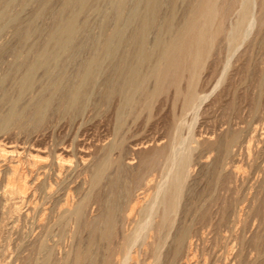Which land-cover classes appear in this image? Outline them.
<instances>
[{"label": "bare ground", "instance_id": "1", "mask_svg": "<svg viewBox=\"0 0 264 264\" xmlns=\"http://www.w3.org/2000/svg\"><path fill=\"white\" fill-rule=\"evenodd\" d=\"M33 1L34 0H0V28L6 21L16 19V16L12 15V9L18 2H21V5H26ZM36 1L34 2L36 3ZM40 1L41 8L38 6L39 10H37L36 13L34 11L30 21L25 24H18L14 35L19 45L21 44V48V46L24 45L23 43L32 37L38 34L43 36L44 30L40 28L39 25V27L36 25V20L41 19L42 22L43 18L46 19V17H48L50 21L47 22V24H50H48L49 26L46 28L47 31L45 29V41L39 50L32 46L29 49L20 51L18 54V61L14 69L21 71V75L15 88L16 94L12 95L6 90L2 94L4 101L10 103V109L6 114L0 117V135L9 132L13 128H19L20 130L24 128L27 129L29 126H40V124L50 117L51 113L54 111L67 113L78 108L80 109V106L84 103L92 89L91 87L95 85L100 78L102 79V77L103 79L100 83L103 87L102 89L100 88L102 91L98 90V92L101 93H99L100 95L99 98L97 97V101L99 100L100 104L108 103L113 100L118 101L115 106V112L119 130L122 129L128 117L133 116L138 118L144 111L150 113L149 121H147L146 124V127H150V117H152V111H154V109L159 114L158 119L164 115V118H166L164 121L166 120L168 124L165 134H156V136L150 139L141 140L136 143L132 142V146H130L129 142L127 146L131 148V152L135 157L131 156L133 158L130 159L129 156V160L127 159V161L122 160L120 153L117 155L115 154V157L112 154L115 150L121 151L123 149L125 142L123 139L124 136L110 142L109 145L102 148V158L98 160L99 156L97 162H94L95 165L90 167H94V169L93 172L91 171L92 169H90V173L92 172V174L88 177L89 181L87 180L89 182L87 184H89L88 186H90V188L89 190L87 189V192L85 191L86 193L84 192V196L73 203L74 200L72 201L69 192L65 194V197L62 198L61 206H57L58 215L55 224L63 227L64 225L67 226L66 224L69 221L74 222L73 224H75V227L72 234L73 237L77 239V242L71 251H66V256L64 254V259L61 264H229L230 257L228 258L224 252L218 253L215 263L199 255L196 243V238H199V230L191 223H185L177 229H173L179 203L183 195L185 181L188 176L187 168L192 160V151H194L195 148L198 150V147H201V144L204 145V143L199 141V138H201L200 136L199 138H193L192 134V145L189 144L188 150L184 147L187 151L179 152L178 148H180V146L182 147V141L185 142V140L188 139V135H185L186 139L183 136L185 134L183 133L184 129L188 128L187 133L190 136L192 130L190 126L195 122L193 121L191 125H188L187 116H189L190 113H195V115L198 114L196 112L199 111L202 103H204L205 99L208 97L206 94H202L198 91L202 70L206 62L211 58L214 59L215 52L222 48L223 45L227 47L238 46L240 50L242 48L240 45L242 43L244 44L243 41L246 38H249V34L256 25L259 27L258 31H256V33L258 32L256 41L264 47V0H116L111 3V9L107 13L108 25L104 27L103 36L99 40L92 39L96 45L94 55L83 63L79 61V59L82 58L81 52L85 48V44H88L87 39L92 34L88 36L85 41L82 40L86 27L79 24V18L81 14L95 9L99 0H58L57 7L51 5L53 0ZM54 3L55 2H53V4ZM180 4L182 7H180ZM22 18H24V16ZM151 34L154 35L153 38H151ZM91 38L92 37H90V39ZM14 49L16 50V48ZM9 50L13 51L12 48H9ZM90 50H88L89 53ZM236 51H238L237 48ZM14 52L12 53L14 54ZM4 56L2 58H4ZM73 63H78V68L77 72L74 74L75 82L72 83V73L70 72L69 66ZM229 63L230 58L226 61L227 65L225 64V69L223 68L224 71L228 68L227 66ZM39 70H42V72L49 77V84L42 90L40 97L34 103L32 102L29 106L21 108L20 102L34 87ZM39 75L41 76V74ZM2 82L3 81L0 79V90L2 89L1 86L4 84ZM217 84L219 86L218 82L216 86ZM83 111L84 109L82 112ZM54 115H56V113ZM69 117L70 116H68V119ZM194 118L197 117L194 116ZM253 128L258 130V128ZM193 132L194 131H192V133ZM29 134L30 133H28V135ZM209 135L210 137L206 139L205 143L210 150L213 149L215 151V149H224L225 153H229L236 142L235 137L228 139L226 142L224 139L223 142L222 140L212 141L211 137L213 136H211V134ZM209 135L207 134V136ZM252 139H254V137ZM252 143L248 144L251 146ZM4 144L6 145L1 146L0 144V185L2 186H0V197L2 199L0 200L2 203H5L6 208L11 209L12 212L18 215L21 213V207L31 200L32 196H34L33 192L38 190L41 186L42 181L40 178L42 177L39 175L43 174L46 176L51 166L57 167L58 174L60 175L64 172L69 173L72 166L70 164L71 161L69 160L68 162L66 161L67 159L64 160L61 157L63 155L60 154L61 156H58L59 153L54 161L48 162L49 156L47 157L48 159H46L45 157L43 158L44 155H41L44 150L42 151L39 148L32 149L35 147L28 149L27 147H21L22 145L19 146V144ZM178 144H180L179 147H177ZM250 146L246 147L249 148ZM184 149H182V151ZM126 152L127 151H125V153ZM125 153H123V155ZM247 156L251 157L249 154ZM208 157L206 156L205 158L207 159ZM89 158L90 157H88L86 153L80 155L81 164H88ZM206 159H204V161ZM204 161L201 160V162ZM216 161L217 160H215V163ZM211 162H213V159ZM203 166L205 167V165H202V167ZM214 166L213 164V169ZM213 169L209 173L210 177L207 178L208 188L217 184L220 188L226 190L228 189L227 187H229L228 183L232 179H238V175H240L237 172L240 168L237 170L222 168L220 171ZM156 172L162 173L163 182L155 183L156 179L159 180L160 178L157 176V173L155 179ZM189 172H191V168ZM190 174L191 173H189V175ZM189 177L190 176H188V179ZM75 178L77 177L75 176ZM76 181L78 182L79 180ZM55 182L59 183V181ZM202 182L203 181H201V183ZM259 184L261 185V183ZM259 184L257 185L258 187ZM43 185H45V183ZM71 185L73 184L71 183ZM53 187L51 186L46 190L45 197L47 199H53L56 194L58 195V190L56 191V188L54 189ZM191 187H189L190 191ZM58 188L59 187H57V189ZM201 195L202 194H200V196ZM219 198L220 196L214 194L211 199H209V203L199 210L198 221L201 224L211 223L213 216L211 205L218 204ZM223 199H225V197ZM92 201L98 204L99 212L97 211L98 214L96 216L87 217V212L89 211L88 206ZM190 201H188V203ZM58 202L59 201H56V203ZM231 203L227 200H224L223 203L221 202V220L224 219L227 208ZM242 205H246V202ZM242 205L239 206V209H243ZM189 207L190 205H187L185 209ZM29 209L39 212L40 207H38V205H33ZM185 209L184 211H186ZM242 212L244 211L242 210ZM46 213L48 216V212H45V214ZM183 213L181 211V214ZM136 216H141V219L138 218L139 220H135ZM181 216L182 219H184V216ZM47 218L46 216L42 217L40 222L41 226L46 225V221L48 224ZM239 218L241 219V215ZM127 223H129L127 228L130 226V223L131 227L132 225L135 227H132L133 229L130 227V229H126L125 225ZM3 228L4 224H0V229ZM234 231L237 230L235 229ZM241 236L240 234V237ZM234 237V234L229 236L226 235V237L224 236L227 243L233 240ZM75 238L72 239L75 240ZM251 240V246L254 245L258 248L263 240V236L255 235L252 240L253 244ZM72 243H74V241ZM238 243L240 244V242ZM20 245H22V243L19 244V247H21ZM230 245V247H232V245L235 246L233 243ZM49 247L46 239H40L38 244L33 246L28 254L25 253L26 255H24L23 253L24 256H20L18 253L20 259L17 260L20 261V264H50L54 259V253ZM4 248L0 240V257L3 258L2 261L5 263V260H9L7 258L9 252L6 253ZM228 251L230 250L228 249ZM246 256L248 255L246 254ZM0 263L3 262L0 261ZM235 263L237 264V261Z\"/></svg>", "mask_w": 264, "mask_h": 264}, {"label": "rangeland", "instance_id": "2", "mask_svg": "<svg viewBox=\"0 0 264 264\" xmlns=\"http://www.w3.org/2000/svg\"><path fill=\"white\" fill-rule=\"evenodd\" d=\"M34 1H36V0H34ZM34 1L29 3V4H26V5H21V2H18L17 3L18 6L15 5L12 9V15L16 16V19H10V20L6 21L0 28V48H1L0 49V79L3 81L2 83H4L3 86H1L2 89L0 90V96H2V97H0V117L3 116L4 114H6L10 109V103L7 101H4V99H3V95H2L3 92H5V90H6V91L10 92L12 95L16 94L15 88H16L18 79L21 75V71H17L14 68L16 66L15 64L18 61L19 52L22 50L29 49L32 46L36 47L37 50L41 49V46L43 45V43L45 41V33L47 31L46 28L49 26L48 24H50V23L47 24V22L50 21V19L48 17H46V19L43 18L42 22H41V19L36 20V25L37 26L39 25L40 28H42L44 30L43 36L41 34H38V35L32 37L31 39L24 42L23 43L24 45H22L20 48L21 44L19 45V42L17 41V39L14 35V32H15V29L18 26V24H25L28 21H30L33 17L34 11L36 13L37 10H39V7L41 8V1L37 0L36 3ZM115 1L116 0H99L95 9H92L88 12L81 14V16L79 18V24L81 26L86 27V29L83 33V36H82V40L85 41L86 38H88V36H90L91 34L92 35L90 37H92V38L90 39V37H89L87 39L88 44H85V48L81 52L82 58L79 59L80 63L86 62L87 60H89L94 55V53L96 51V45L92 41V39H98L99 40L103 36L104 27L108 25L107 13L111 9V6H112L111 3L115 2ZM53 2H55V3L53 4ZM34 3H35V5H34ZM104 4L107 8L104 6ZM51 5L57 7L58 0H55V1L53 0ZM180 7H182L181 4H180ZM29 12H30V14H29ZM101 14H103L104 16ZM23 16H24V18H22ZM86 17L89 21L86 19ZM44 26H45V28H44ZM45 29H46V31H45ZM258 29H259V27H258V25H256L255 28H253V30L249 34V36H248L249 38H246L247 40L245 39L243 41L244 44L242 43L240 45V47H242L240 50H239L238 46L227 47V46L223 45L222 48L218 49V51L215 52L214 59L211 58L206 62L205 67L202 70L200 82L198 85V91L202 94H206L208 97L205 99L204 103H202V106L200 107L199 111L196 112L198 114L195 115V113H192V114L190 113L191 115L189 114V116H187L188 125H191V122H193V121H195V122H193L194 124L190 126V127H192L190 136L187 133L188 128L184 129L183 133H185V134L183 136L185 137V135H188L187 136L188 139L185 140V142L182 141L183 143L180 142V143H182L181 144L182 147L180 146V148H178L179 152H184L186 150V149H184V147L187 148V150H188L189 146L192 145V134H193V138H199V136H200L201 137V138H199L200 140L199 139H197V140L204 143V145L201 144V147L197 146L199 148L198 150H197V148H195L194 151H192V157H191L192 160H191L190 165H189L190 167L188 166V168H187V173H188V176H190V177L188 179V176H187L186 181H185L183 195H182V198H181L180 203H179L178 211L176 214L175 226L173 229H177L182 224L191 223L196 229L199 230V232H198L199 238H196L197 239L196 243H197L199 255H201L202 257L208 258L209 261H213L214 263L216 262V258H217L216 256L218 255V253L220 254V252L221 253L224 252V254H226V256H228V258L230 257L229 258V264H234L236 261H237V264H244V263L245 264H258V263L264 264V261H263V259H264V218H263L264 217V180H263V178H264V47H262L256 41V39L258 37V32L256 33V31H258ZM90 30L92 31V33ZM4 34H5V36H4ZM97 36H98V38H97ZM153 37H154V35L151 34V38H153ZM31 42H33V43H31ZM14 43L16 44V46ZM29 43L31 46L29 45ZM12 44H13V46H12ZM18 45H19L20 50L18 48ZM93 45H94V47H93ZM9 48H12L13 51L9 50ZM14 48H16V50ZM236 48L238 51H236ZM88 50H90V53ZM243 51H244V53H243ZM12 52H14V54ZM4 55L6 56V58ZM232 55H234V56H232ZM3 56H4V58H2ZM84 57H85V59H84ZM232 57H234V58H232ZM229 58H230V63H229L230 66L228 65L227 66L228 68L226 67L227 69L224 71V69H225L224 66L227 65L226 61H228ZM74 66H77V67H74ZM254 66H255V68H254ZM259 67H260V69H259ZM75 68H76V71H75ZM77 68H78V63H75V64L73 63L69 66L70 72L72 73V79H71L72 83L75 82V75L74 74L77 72ZM39 74H41V76ZM73 76H74V79H73ZM36 78H37V80H36L34 87L30 91L31 93L28 92L23 97V99L21 100V102H20L21 108L29 106L30 104H32V102L34 103L40 97L42 90L49 84L50 79L47 75L44 74V72H42V70L38 71ZM45 78H47V79H45ZM102 79H103V77H102ZM102 79L100 78V80H98L95 83V85H93L94 87L93 86L91 87L92 89L89 92L90 95L88 94L84 103L80 106V109L78 108L76 110L69 111L67 113H59L57 111H54L51 113V116L49 115L50 117H48L45 121H43L40 124V126L39 125L34 126V127L29 126V127H27V129L24 128V129H20V130H19V128H13L9 132H7L5 134L3 133L4 135L3 134L0 135L1 146L6 145L4 143H7V145L8 144L10 145V143H11L12 145L13 144L14 145L19 144V146L22 145L21 147H27L28 149H30L32 147H35L32 149H38L39 148L42 151L43 150L46 151V152L43 151V153L41 155H44L43 158L44 157L46 159L49 158L48 162L54 161L57 158V155L59 153L58 156L63 155L64 157L63 156H61V157L64 160L67 159L66 161H68V162L70 160L71 161L70 164L72 166L71 171L69 172L70 174L64 172L63 174L61 173V175H60V174H58L59 172L57 171V167L51 166L52 169L49 167L48 174L46 176H44L43 174H41L42 176L39 175L40 177H42V178L39 177L40 180L42 181L41 182L42 187L40 186L38 190H35V192H33L34 196H32L31 200L29 201L30 203L29 202L25 203L21 207L22 210H21V213L18 214L19 216L16 215L14 212H12L11 209L6 208L5 203H2V201H1L2 199L0 197V199H1L0 200V203H1L0 204L1 205L0 206V208H1L0 209V211H1V213H0V224H4V228L0 229V240L2 242L3 248L5 247V244H6V247L4 248L5 252L6 253L9 252L8 253L9 256L6 254L7 258L9 260H5V263H4V261H2L3 258L0 257V261L3 262L0 264H18V263L20 264V261L17 260V259H20L19 255L24 256V255L28 254V252L31 251L33 246H36L38 244L40 239H46V241L48 243V247L50 246L49 248L52 249V250L51 249L50 250L54 253L53 254L54 259H53L52 263H50V264H61V262L64 259V254L66 256V251L67 252L71 251V249L74 248V246L76 245V242H77V239L75 237H73V234H72L73 229L75 227L74 226L75 224H73L74 222L69 221L66 224L67 226L64 225L65 227L64 226L60 227L58 224H55L56 223L55 221L57 219L56 217L58 215L57 214L58 213V207L61 206L62 198L65 197V194L69 192L72 201L74 200L73 203L77 202L78 200H80L82 198V196H84L83 194H85L90 188V186H88L89 184H87V183H89L88 177H89V175L91 176L93 169H94V167L93 168H90V167H92V165L93 166L95 165V163L97 162V158L99 156L100 157L98 160H100L102 158L101 157L102 153H103L102 148L109 145L110 142L115 141L116 139H118L120 137L122 138L124 136L123 139L125 142H124L123 149L121 151L115 150L112 154L115 157V154L117 155L120 153L122 160L127 161V159L129 160V156H130V159L135 157V155H133L131 152V148H128V146H127V144L129 142H130L129 143L130 146H132L133 143H136V142L141 141V140L150 139L153 136H156V134L162 135V134L166 133L167 125H168L167 121L166 120L164 121V119H166V118H164V115H162L161 116L162 118L160 117L158 119L159 114L157 113V111L155 109H154V111H152V117H150V122H149V123H151L150 127H146L147 121H149L148 119H149L150 113L147 111H144L138 118L133 117V116L128 117L126 119L122 129L119 130L118 126H117V118H116V112H115V106H116L118 101L113 100V101H110V102L104 103V104H100L99 100L97 101V97L99 98V95H100L99 93H101V92H98V90L102 91V90H100V88L102 89V87H103L102 84L100 83L102 81ZM44 80H45V82H44ZM219 80H220V82H219ZM217 82L219 83V86L217 84L218 87L216 86ZM41 83H42V86H41ZM215 86H216V88H215ZM4 88H6V89H4ZM95 94H96V96H95ZM33 99H34V101H33ZM30 101H31V103H30ZM83 109H84V111L82 112ZM106 112H107V114H106ZM55 113H56V115H54ZM55 116H57V117H55ZM68 116H70L69 119H68ZM194 116L197 118H194ZM143 118H144V120H143ZM141 121H142V123H141ZM131 126H132V128H131ZM253 127L258 128V130L254 129ZM37 128H38V131H37ZM23 130H25V131H23ZM192 131H194V132L192 133ZM28 133H30V134L28 135ZM207 134L208 135L211 134V136L214 137V138L211 137L212 141H221L222 140V142H223V139H224V141L226 142L228 139L235 137L236 142H235V145L231 148V151L229 153H225L224 149H222V150H216L215 149V151L213 149L210 150L206 146V143H205L206 139L210 137V135L207 136ZM129 136H130V138H129ZM221 137H222V139H221ZM253 137H254V139H252ZM74 138H75V141H74ZM185 139H186V137H185ZM252 140H253V143H252ZM24 141H25V143H24ZM248 143H252L251 146ZM36 145H37V148H36ZM179 145L180 144H178L177 147H179ZM193 145H195V144H193ZM238 145H240V146H238ZM236 146H238V147H236ZM246 146L247 147L250 146L249 147L250 149L247 148ZM129 149H130V151H129ZM180 149H181V151H180ZM182 149H184V150L182 151ZM84 150H86V151H84ZM124 150L127 152L125 153ZM129 152H130V154H129ZM214 152H215V154H214ZM218 152H219V154H218ZM83 153H86L88 155V157H90L89 163L86 165L81 164V161H80V155H82ZM123 153H125V154L123 155ZM209 153H210V155H209ZM205 154H207V155H205ZM248 154L251 155V157L247 156ZM131 156H133V157H131ZM206 156L207 157L209 156V157L206 159L205 158ZM217 157H218V159H217ZM211 158L213 159V162H211L212 161ZM73 159H76V160H73ZM204 159H206V160L204 161ZM230 159H232V160H230ZM237 159H238V162H237ZM201 160H203L204 162H201ZM215 160H217L216 163H215ZM227 163L228 164L230 163V164L228 165ZM237 163H238V165H237ZM73 164H74V167H73ZM213 164L215 165L214 169H213ZM80 165H82V166H80ZM87 165H88V167H87ZM202 165H205V167L204 166L202 167ZM209 167H211V168H209ZM236 167H238V168H236ZM190 168H191V172H189ZM206 168H207L208 172L206 171ZM222 168L223 169H225V168L235 169L236 168L235 170L240 168L237 171L238 174H240V175H238V179H236V180L232 179L228 183L229 187H227L228 189H226V190L223 188H220L217 184H214L215 186L213 185L212 187L208 188V185H207L208 179L207 178L210 177V174H209L210 171H212V169L213 170L216 169L217 171H220ZM90 169H92L91 173H90ZM53 173H54V175H53ZM56 173L58 174V177H61L64 174H66V175L61 177L62 178L61 179V178L57 177ZM85 173H87L88 175ZM157 173L158 172H156V174H155V179L157 176L160 178H159V180L156 179L155 183L163 182L162 181V179H163L162 173L159 172L160 176H159V173H158V175H157ZM189 173H191V174L189 175ZM204 173H206V174H204ZM203 175H204V177H203ZM43 176H44V178H43ZM75 176L77 178H75ZM49 177L51 178L52 181L50 180ZM200 177H203V178H200ZM47 179H48V181H47ZM54 180L59 181V183L55 182ZM72 180H73V182H72ZM76 180H79V181L77 182ZM198 180H199V182H198ZM201 181H203V182L201 183ZM44 183H45V185H43ZM71 183L73 185H71ZM259 183H261V185H263V186H261ZM53 184H54V187H53ZM195 184H197V185H195ZM258 184H259V187L257 186ZM194 185H195V188H194ZM51 186L54 189L56 188L55 189L56 191L58 190V195L56 194V196L53 199H47L45 197V195H46L45 192ZM191 186H193V187H191ZM57 187H59V188L57 189ZM189 187H191V191H190ZM257 187H258V190H257ZM41 190H43V191H41ZM81 190H83V191H81ZM186 191L187 192L189 191V192L187 193ZM256 191H258V192H256ZM39 193H41V194H39ZM208 193H209V195H208ZM257 193H259V194H257ZM195 194H198V195H195ZM200 194H202V195L200 196ZM214 194L220 196V198H219L218 204L211 205V208L213 210L212 221L210 224H201L198 221L199 210L202 207H204L206 204L209 203V199H211V197ZM230 194H231V196H230ZM35 195H36V197H35ZM196 196H198V197H196ZM224 197H225V199H223ZM77 198H79V199H77ZM224 200L225 201L227 200V201H229V203H231V202L232 203L228 206L227 211H226L225 216H224V219L221 220L220 217L222 216V212L220 211V204H221V202L223 203ZM247 200L248 201L250 200V201L248 202ZM33 201H34V204H33ZM36 201H37V203H36ZM56 201H59V202L56 203ZM188 201H190V202L188 203ZM233 201H234V203H233ZM194 202H195V204H194ZM245 202H246V205H242V204H245ZM39 203H40V205H39ZM91 203L88 206L89 211L87 212V215H88L87 217L96 216L99 212V209L97 206L98 204L95 203L94 201H92ZM200 203H202V204H200ZM3 204H4V206H3ZM33 205H38V207H40L39 212L38 211L36 212L32 209H29ZM53 205H55V206H53ZM187 205H190V207L188 209H185V208H187ZM241 205H242L243 209L242 208L239 209V206H241ZM45 206H47V207H45ZM262 206H263V208H262ZM44 207H45V209H44ZM95 207H96V209H95ZM181 207H182V209H181ZM184 209L186 211H184ZM242 210L244 212H242ZM181 211H182V213L183 212L184 213L181 214ZM45 212H48V216H47V213L45 214ZM190 212H192L193 214ZM241 212H242V214H241ZM184 214H186V215H184ZM41 215L46 216V218L48 217L47 218L48 224L46 221V225L41 226L40 222H41V219L43 217ZM181 215L184 216V219H182ZM240 215H241V219L239 218ZM138 216H139V214H138ZM140 217L136 216L135 220L141 219ZM177 221H179L180 224ZM16 223H18V224H16ZM239 223H240V225H239ZM51 224H53V225H51ZM133 224H135V223H133ZM127 225H129V223H127L125 225L126 229H128L129 227L131 229H133L132 227H135L134 225H132V227H131V223H130V226H128V228H127ZM45 227H46V229H45ZM68 227H70V228H68ZM63 229H64V231H63ZM235 229L237 231H234ZM223 233H224L225 237H226V235L229 236L231 234H234L235 237L233 240H231L232 242L230 241L229 243H227L224 236H223ZM239 233L242 235L241 237H240ZM218 234H219V236H218ZM251 234L252 235L254 234L253 235L254 237H255V235H262L263 236V240H262V242L258 248H256L254 245L251 246L250 240L254 239V237ZM8 236L10 237V240H9ZM62 237H64V238H62ZM214 237H216V238H214ZM250 237H252V238H250ZM7 238H8V241H7ZM72 238H75V240ZM33 240L34 241L36 240V241L34 242ZM252 240H251V242H252ZM73 241H74V243H72ZM17 242H19V243H17ZM238 242H240V244ZM21 243H22V245H20L21 247H19V244H21ZM71 243H72V246H71ZM222 243H225V244H222ZM232 243L235 246L232 245V247H230L231 246L230 244H232ZM252 244H253V242H252ZM221 246H222V248H221ZM220 249H222L223 251ZM228 249L230 251H228ZM26 250H27V252H26ZM206 252H207V254H206ZM231 252H233L234 254ZM18 253H19V255H18ZM23 253H24V255H23ZM205 254H206V256H205ZM246 254L248 256H246ZM56 255H57V257H56ZM10 256H11V258H10ZM13 256H15V257H13ZM234 256H236V257H234ZM55 258H57V259H55ZM228 258H227V261H228Z\"/></svg>", "mask_w": 264, "mask_h": 264}]
</instances>
